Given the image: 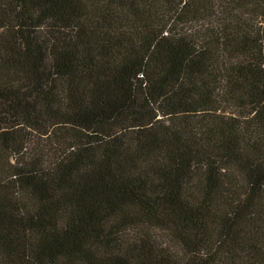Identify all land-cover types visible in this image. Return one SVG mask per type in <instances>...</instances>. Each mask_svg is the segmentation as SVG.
Wrapping results in <instances>:
<instances>
[{"label":"trees","instance_id":"obj_1","mask_svg":"<svg viewBox=\"0 0 264 264\" xmlns=\"http://www.w3.org/2000/svg\"><path fill=\"white\" fill-rule=\"evenodd\" d=\"M53 105L77 264H264V0H0V141Z\"/></svg>","mask_w":264,"mask_h":264},{"label":"rangeland","instance_id":"obj_2","mask_svg":"<svg viewBox=\"0 0 264 264\" xmlns=\"http://www.w3.org/2000/svg\"><path fill=\"white\" fill-rule=\"evenodd\" d=\"M43 13L44 7L41 5V33L49 31ZM46 61L49 67L44 70L47 84L45 91H49L52 96L57 92L55 98L57 100L60 88L58 89L57 85L56 70L50 64V50L47 51ZM38 111L37 115L40 114ZM41 118V130L20 122L14 125L17 135L15 139L8 142L0 141V151H4L8 158L3 165L4 168L0 170V183L8 193L5 199L7 218L9 216V219L13 220L11 225L13 238L20 231L27 233L25 249L36 256L37 264H77L70 234L72 216L70 188L60 187L57 182L59 176L51 182L57 175L54 173L63 153V145H60L62 137L60 113L53 105L50 110L41 112ZM34 123L39 127V120H35ZM30 169L41 174L47 183L51 182L49 184L51 190L47 189L49 193L47 196L54 202L51 206L45 201L43 190L46 187L41 186L40 179L35 180L38 185L32 188L26 184L25 177L20 175V172ZM11 172H16V175L19 173V176L14 179L10 175ZM44 202L47 203L46 206ZM44 211H48L50 215ZM11 249L17 247L13 245Z\"/></svg>","mask_w":264,"mask_h":264}]
</instances>
